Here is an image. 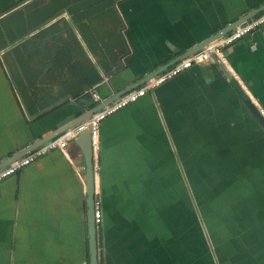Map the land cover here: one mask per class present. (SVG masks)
<instances>
[{
	"label": "crops",
	"instance_id": "1",
	"mask_svg": "<svg viewBox=\"0 0 264 264\" xmlns=\"http://www.w3.org/2000/svg\"><path fill=\"white\" fill-rule=\"evenodd\" d=\"M262 4L0 0V163ZM226 55L102 122L99 264H264V26ZM84 176L68 140L0 182V264H89Z\"/></svg>",
	"mask_w": 264,
	"mask_h": 264
},
{
	"label": "built area",
	"instance_id": "2",
	"mask_svg": "<svg viewBox=\"0 0 264 264\" xmlns=\"http://www.w3.org/2000/svg\"><path fill=\"white\" fill-rule=\"evenodd\" d=\"M264 26V11L260 14L246 20L245 22H241L233 27L229 32L225 33L223 36L217 37L211 40L209 43L204 45L197 52L190 54L178 62H176L170 68L164 70L160 74L153 76L147 79L142 85L132 89L121 97L115 99L111 103H108L95 111L91 117L82 122L80 125L70 128L67 131L61 133L60 135L40 144L38 147L27 153L26 155L17 158L10 162L9 164L0 168V182L4 179L16 174L20 170L24 169L37 159H39L42 155L50 152L54 149H59L62 152L65 151L68 140L70 141L72 137L78 134L79 131L83 129H89L90 137L92 141L93 147V158L97 155V149L99 144V134L100 127L103 121H105L108 117L125 108L129 104L137 101L139 98L145 96L157 86L164 84L165 82L173 79L180 73L186 71L194 65H205L209 63H213V56L217 58V60L227 67L228 59L226 55L227 48L232 45L234 42L242 38L243 36L251 33L256 28ZM91 90V88L89 89ZM88 90V91H89ZM93 92V91H92ZM94 99H98L96 93H92ZM259 113L264 118V109L259 108ZM95 165V164H94ZM95 172L97 170V166H94ZM93 216H94V224L97 230V234L100 232L102 227V204L101 198L99 196V191L95 190L94 202H93Z\"/></svg>",
	"mask_w": 264,
	"mask_h": 264
},
{
	"label": "water",
	"instance_id": "3",
	"mask_svg": "<svg viewBox=\"0 0 264 264\" xmlns=\"http://www.w3.org/2000/svg\"><path fill=\"white\" fill-rule=\"evenodd\" d=\"M264 11V4L261 6L250 10L248 13L237 19L236 21L228 24L223 29L214 33L208 39L204 40L201 43H198L194 47L190 48L188 51L183 53L178 59L169 62L167 65L162 66L161 68L156 69L155 71L145 75L139 81L132 83L131 85L126 86L123 89H119L118 91H114L108 81L106 79H101L95 86L91 88V90L87 91L85 96L88 94V98H84L83 96H79L75 99L76 102L81 103L85 110L78 113L71 121L66 124L61 125L50 133L41 136L39 139L28 145L27 147L17 151L12 154L8 159L0 163V168L9 164L13 160L20 158L40 144L60 135L61 133L67 131L70 128H74L80 125L82 122L87 121L91 115L103 107L104 105L111 103L115 99L121 97L132 89L142 85L147 79L156 76L163 72L164 70L173 66L177 61L182 58L193 54L200 50L204 45L209 43L211 40L223 36L225 33L229 32L233 27L241 22H245L246 20L260 14ZM214 63L223 71L225 75H227L228 71L223 64H221L215 56H213ZM96 93L98 99H94L92 93ZM81 150L84 163H85V196H86V218H87V231H88V248H89V264H99L98 258V234L94 224V216H93V202L95 196V169H94V158H93V147L92 141L90 137L89 129H83L78 132L77 135L72 137L71 139Z\"/></svg>",
	"mask_w": 264,
	"mask_h": 264
},
{
	"label": "trees",
	"instance_id": "4",
	"mask_svg": "<svg viewBox=\"0 0 264 264\" xmlns=\"http://www.w3.org/2000/svg\"><path fill=\"white\" fill-rule=\"evenodd\" d=\"M56 10H61V7H58V9H56ZM56 10L52 13L53 15H55L56 14ZM93 82H95L96 83V80L95 81H93ZM259 112V111H258ZM261 115V114H260Z\"/></svg>",
	"mask_w": 264,
	"mask_h": 264
}]
</instances>
